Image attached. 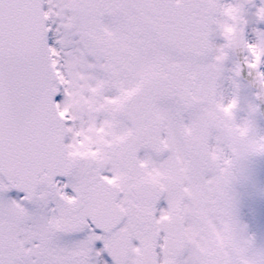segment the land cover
Here are the masks:
<instances>
[{
    "label": "snow or ice",
    "instance_id": "1",
    "mask_svg": "<svg viewBox=\"0 0 264 264\" xmlns=\"http://www.w3.org/2000/svg\"><path fill=\"white\" fill-rule=\"evenodd\" d=\"M262 106L264 0H0V264H264Z\"/></svg>",
    "mask_w": 264,
    "mask_h": 264
},
{
    "label": "rangeland",
    "instance_id": "2",
    "mask_svg": "<svg viewBox=\"0 0 264 264\" xmlns=\"http://www.w3.org/2000/svg\"><path fill=\"white\" fill-rule=\"evenodd\" d=\"M263 180H264V174L263 172H260V176L256 179V183L259 187V189H262L263 187ZM262 187V188H261ZM247 210L252 212V207H248ZM259 211V217H260V221H259V228L257 229V234H258V242L264 243V207L262 205V202L260 203V206L258 208Z\"/></svg>",
    "mask_w": 264,
    "mask_h": 264
},
{
    "label": "flooded vegetation",
    "instance_id": "3",
    "mask_svg": "<svg viewBox=\"0 0 264 264\" xmlns=\"http://www.w3.org/2000/svg\"><path fill=\"white\" fill-rule=\"evenodd\" d=\"M255 169H256V167H254V168L252 167V172H254V171H255Z\"/></svg>",
    "mask_w": 264,
    "mask_h": 264
},
{
    "label": "water",
    "instance_id": "4",
    "mask_svg": "<svg viewBox=\"0 0 264 264\" xmlns=\"http://www.w3.org/2000/svg\"><path fill=\"white\" fill-rule=\"evenodd\" d=\"M263 163H264V160H263Z\"/></svg>",
    "mask_w": 264,
    "mask_h": 264
}]
</instances>
